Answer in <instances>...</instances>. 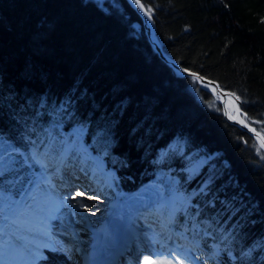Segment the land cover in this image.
<instances>
[{
    "label": "trees",
    "instance_id": "obj_1",
    "mask_svg": "<svg viewBox=\"0 0 264 264\" xmlns=\"http://www.w3.org/2000/svg\"><path fill=\"white\" fill-rule=\"evenodd\" d=\"M164 53L239 100L264 136V0H140ZM124 0H0V141L20 150L76 125L129 189L193 151L218 154L180 178L187 217L232 253L264 264V163L208 93L150 48ZM182 141L181 157L158 151ZM31 140V141H30ZM18 164L0 172L11 194Z\"/></svg>",
    "mask_w": 264,
    "mask_h": 264
},
{
    "label": "rangeland",
    "instance_id": "obj_2",
    "mask_svg": "<svg viewBox=\"0 0 264 264\" xmlns=\"http://www.w3.org/2000/svg\"><path fill=\"white\" fill-rule=\"evenodd\" d=\"M103 1L105 0H98L99 3ZM147 13L151 16L149 11ZM206 93H208L209 106L220 110L218 100L209 92ZM232 95L236 98L234 94ZM227 104L229 112L235 115L232 98ZM240 118L245 122L246 116L243 112ZM69 140L75 142L70 151L73 156L71 159L76 165H81L83 171L67 169L64 163H58L55 167L57 174H51L46 167L55 165H49L43 156L32 155L30 160L36 164L37 168L35 175L22 188L12 206L0 204V209L12 210L9 216L4 211H0V217L5 218L2 232L9 233L21 245L16 248L14 241L4 240L0 236V264H27L28 260L35 261L37 264H83L90 259L92 249L99 238L105 237L109 246L122 245L131 240L128 227L135 233L136 244L139 247L143 245L145 249L138 250L139 252L135 249L132 255L128 253V259L122 264H192L194 258H203L199 255V252L203 250L199 242L187 244V229L183 226L178 227L175 218L169 219L168 227H163L157 222L163 218L159 212L162 214L163 210L165 214L170 215V208L174 209L176 204L183 202V196L178 190L181 184L180 178L185 181L191 179L218 154L193 151L183 155V167L157 168L146 173L143 180L137 182L134 188L127 189L115 170L108 167L104 157L94 152L91 145L85 142L84 127L74 125L69 133L61 129L55 141L57 145H62ZM7 149L8 147L0 145V170L7 165L8 156L2 155ZM183 151L182 141L175 138L158 151L155 164H160L169 153L171 156L181 157ZM255 153L259 162L264 163V151L257 144ZM64 171L69 175V180L71 176H75L73 186L64 185V188L55 191L49 184H44L49 193L55 197L52 204L61 205L60 210L65 214L57 217L55 223L37 222L34 223L35 227H31L28 220L31 223L36 216L42 218L43 211L37 198L31 200L29 206V201L23 200V193L30 189L36 180L41 182L50 174L55 181L66 179ZM87 172L90 177L87 176ZM29 198H33L32 195ZM184 210L185 208L180 211L181 215H184ZM23 217L27 218L24 223L20 222ZM19 222L20 227L14 229L12 224ZM43 224L48 229V232L44 234L39 229V225L43 226ZM171 232L175 233L185 245H179L178 240L170 237ZM24 233L27 236L24 237ZM159 234L168 237V244L162 237L160 242L158 241ZM100 247L106 248L103 241ZM166 247L169 249L166 250ZM210 247L212 256L220 255L216 247L212 245ZM152 248L155 250H153L154 253L148 254L146 251L152 252ZM226 256L230 257L229 254Z\"/></svg>",
    "mask_w": 264,
    "mask_h": 264
},
{
    "label": "water",
    "instance_id": "obj_3",
    "mask_svg": "<svg viewBox=\"0 0 264 264\" xmlns=\"http://www.w3.org/2000/svg\"><path fill=\"white\" fill-rule=\"evenodd\" d=\"M124 1L138 17L140 25L137 24V28L142 29L147 43L155 52L157 58L166 66H168L176 75L193 80L201 89L212 94L219 102L221 115L224 120L228 124L236 127L238 130L249 136L262 149V151H264L263 135L240 118L241 112L238 108V99L235 98L231 93L223 91L215 81L206 79L197 73L185 70L175 60L166 56L159 40L155 35L152 18L149 16L147 11L141 7V5L139 4V0ZM230 98H232L235 115L230 114L227 107V103Z\"/></svg>",
    "mask_w": 264,
    "mask_h": 264
},
{
    "label": "bare ground",
    "instance_id": "obj_4",
    "mask_svg": "<svg viewBox=\"0 0 264 264\" xmlns=\"http://www.w3.org/2000/svg\"><path fill=\"white\" fill-rule=\"evenodd\" d=\"M139 4L141 5V7L142 8H144L143 7V5L141 4V2H140V0H139ZM145 9V8H144ZM150 16V15H149ZM151 18H152V16H150ZM155 53V52H154ZM166 55V54H165ZM167 56V55H166ZM169 57V56H168ZM170 58V57H169ZM172 59V58H171ZM174 60V59H173ZM176 61V60H175ZM177 62V61H176ZM178 63V62H177ZM179 64V63H178ZM180 65V64H179ZM181 66V65H180ZM182 67V66H181ZM183 68V67H182ZM186 70V69H185ZM195 73V72H194ZM219 103V102H218ZM228 105V104H227ZM40 181V180H39ZM32 195V197L33 198H29L28 196H31ZM145 196H147V195H145ZM34 198H37V200L39 201V204H40V207L42 208V211H43V216H44V218L45 217H47V221H49V222H54L55 223V221H57L56 219H57V217H59V216H61V215H63V214H65V212H63L62 210H60V209H56V207L54 206V205H52V204H50V202L48 201L49 199H51V197L49 196V194H48V192H47V189L45 188V187H43L42 186V184L40 183V182H35L33 185H32V187L30 188V190H28V192H27V194L25 195V197H24V200H29V201H33L34 200ZM135 199H133V201H134ZM37 201V202H38ZM53 201V200H52ZM54 202V201H53ZM135 204V202L133 203V205ZM135 206V205H134ZM61 207V206H60ZM136 208V207H135ZM67 214V213H66ZM70 216V215H69ZM43 218V217H42ZM62 219H64V218H62ZM68 219V218H67ZM21 232V231H20ZM142 247L140 246L139 247V245H137V248H136V250L138 251V250H140ZM49 250V249H48ZM111 253L112 251H113V248H112V250L111 251H108V250H106L105 249V247L104 248H102L101 249V247L100 248H97L96 249V254H95V256H94V258L92 259L95 263H97V261H99V260H101V259H105V258H107V259H109V260H111L110 259V256H109V254H104L103 255V257L102 258H99V256H100V254H102V253ZM135 252V251H134ZM147 252V251H146ZM148 253V252H147ZM114 261V262H113ZM115 262H120V260H112V263H115ZM84 263V262H83Z\"/></svg>",
    "mask_w": 264,
    "mask_h": 264
}]
</instances>
